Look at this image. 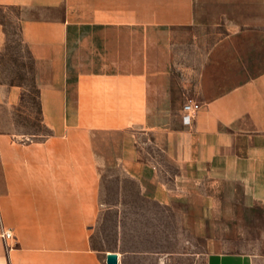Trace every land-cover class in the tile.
Here are the masks:
<instances>
[{
	"label": "crops",
	"instance_id": "0c3cea01",
	"mask_svg": "<svg viewBox=\"0 0 264 264\" xmlns=\"http://www.w3.org/2000/svg\"><path fill=\"white\" fill-rule=\"evenodd\" d=\"M0 7L19 11L50 130L40 141L0 131V264H108L114 251L91 239L102 180L97 133L119 135L122 170L141 196L175 213H215L205 182L241 186L247 206L264 202V58L243 47L252 40L219 39L196 93L177 105L173 31L193 22L195 0H0ZM22 88L0 78V106L17 105ZM190 99L201 108L187 123ZM142 134L175 166L169 178ZM202 264L255 263L211 253Z\"/></svg>",
	"mask_w": 264,
	"mask_h": 264
},
{
	"label": "rangeland",
	"instance_id": "374dc122",
	"mask_svg": "<svg viewBox=\"0 0 264 264\" xmlns=\"http://www.w3.org/2000/svg\"><path fill=\"white\" fill-rule=\"evenodd\" d=\"M18 12L14 7H0L5 31L0 78L23 87L17 105L0 106V131L19 140L40 141L50 130L42 121ZM228 35L248 43L252 40L251 48L243 47L264 58V0H195L193 22L173 31V99L177 105L196 93L203 60ZM119 138L108 132L97 133L95 138L102 171L99 216L91 233L95 248L118 252L123 264H202L211 253L243 254L255 264H264V202L247 206L241 186L205 182L201 189L215 196V213L207 218L175 213L140 195L136 181L125 174L117 159ZM140 139L168 171L165 178L173 175L175 166L149 141V135L142 134Z\"/></svg>",
	"mask_w": 264,
	"mask_h": 264
},
{
	"label": "built area",
	"instance_id": "2783aa9c",
	"mask_svg": "<svg viewBox=\"0 0 264 264\" xmlns=\"http://www.w3.org/2000/svg\"><path fill=\"white\" fill-rule=\"evenodd\" d=\"M200 108H201L200 102L193 100V99L188 100L184 104V112H185L183 116L184 122H187V123L191 122ZM4 235L6 238H10L12 236L11 230H6L4 232Z\"/></svg>",
	"mask_w": 264,
	"mask_h": 264
},
{
	"label": "trees",
	"instance_id": "16d2710c",
	"mask_svg": "<svg viewBox=\"0 0 264 264\" xmlns=\"http://www.w3.org/2000/svg\"><path fill=\"white\" fill-rule=\"evenodd\" d=\"M27 50H28L29 56L31 58V61H30V64H29L28 67H29V70H31L33 72V74H34V70H35L34 59H33V57H32V55H31V53H30L28 48H27ZM10 84L11 85H20V86H22V84L16 83L14 81L10 82ZM33 86H34V88H36V91H37V94H38V97H39V88H38V86L36 84L35 76L33 77ZM39 107H40V104H39Z\"/></svg>",
	"mask_w": 264,
	"mask_h": 264
},
{
	"label": "water",
	"instance_id": "95a60500",
	"mask_svg": "<svg viewBox=\"0 0 264 264\" xmlns=\"http://www.w3.org/2000/svg\"><path fill=\"white\" fill-rule=\"evenodd\" d=\"M108 264H119V254L117 252H109L107 254Z\"/></svg>",
	"mask_w": 264,
	"mask_h": 264
}]
</instances>
